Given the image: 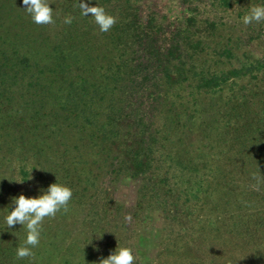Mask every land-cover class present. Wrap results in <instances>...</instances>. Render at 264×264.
<instances>
[{
    "label": "trees",
    "instance_id": "obj_1",
    "mask_svg": "<svg viewBox=\"0 0 264 264\" xmlns=\"http://www.w3.org/2000/svg\"><path fill=\"white\" fill-rule=\"evenodd\" d=\"M143 1L79 0L117 18L101 33L91 14L74 7L78 0H54L52 25L33 23L23 0H0V150L36 158L55 183L72 189L71 207L89 204L104 214L113 211L106 177L139 178L138 208L156 197L163 231L196 198L197 223L167 240L158 264H208L217 245L222 253L210 264H243L248 256L257 264L264 248V21L246 26L242 18L264 0H213L214 16L187 0L192 14L164 47L158 26L141 14ZM69 15L70 25L63 22ZM155 59L159 112L134 119V85L143 63ZM165 166L172 175L162 174ZM13 197L0 192V264H100L114 254L117 247L93 254L80 241L67 244L43 223L35 259H17L26 230L6 227Z\"/></svg>",
    "mask_w": 264,
    "mask_h": 264
},
{
    "label": "rangeland",
    "instance_id": "obj_2",
    "mask_svg": "<svg viewBox=\"0 0 264 264\" xmlns=\"http://www.w3.org/2000/svg\"><path fill=\"white\" fill-rule=\"evenodd\" d=\"M191 1L203 9V6H208L207 11L213 16L218 12L209 10V8L214 9L213 0ZM190 2L187 3V0L143 1L141 14L145 20L152 19L158 26L157 40L161 47L170 44L172 32L180 26L186 16L192 14L189 10L190 6H192ZM48 3L51 7L54 4V0H48ZM242 27L243 25L239 26V30ZM244 28L246 29L247 27L245 26ZM252 28L256 36L260 35L258 26H253ZM260 42L256 44V47H259L258 44ZM155 64L156 59L155 61L153 60L152 64L143 63V66H141L142 72L134 85V94L131 102L133 104L130 108L134 119L142 117L152 118L159 112L157 110H159L161 100L159 90L160 73ZM5 149L3 146L2 150H0L1 193L9 194V197L13 195L18 197L21 194L29 198L38 197L51 184L55 183L53 180L54 175L45 173L48 172L49 168H46L47 166L45 165H38L36 158L26 159L22 157L18 148H11L10 151L9 147ZM5 155L8 156L6 159ZM168 171L170 175L173 174L167 166L163 168L162 174L170 176L167 174ZM15 181L23 182L18 183ZM141 184V179L131 178L126 173L120 176L109 175L104 180V189L113 198L111 206L113 211L104 214L101 212V208L99 211L91 208L89 204L80 205L74 202L72 203L73 207L69 205L66 212L63 210L58 212L52 223L49 222L52 218H49V220L46 218L43 223L51 226V230L57 234L59 239H66L67 244H76V242L80 241L79 243L93 254H99L118 246L129 247L133 250L138 262L142 264H158L159 260L163 261L166 258V256H161V252L167 240L169 242L172 239H176L180 234L188 233L187 230L197 223L201 208L197 205L198 200L190 197L189 207L181 206L186 208L185 211L179 212L177 219H171L169 221L171 227L163 231L165 215L162 210L156 207L154 199L156 197L151 198L149 196L148 199L144 200L146 202H144V208L142 210L138 208ZM92 190L94 191L95 188H92ZM182 200L185 201V197ZM105 202L107 201H102V204ZM96 212H101V215H97ZM190 213L191 215L189 216ZM127 217H131V219H126ZM59 244L61 246L65 245L62 242ZM220 250L221 247L217 245L212 254H206L205 263L216 262L218 260L217 257L222 253H220ZM261 254L259 258L254 259L257 264H264V248H261ZM199 262L196 261L195 264H199ZM242 263L254 264L253 259L249 256Z\"/></svg>",
    "mask_w": 264,
    "mask_h": 264
},
{
    "label": "clouds",
    "instance_id": "obj_3",
    "mask_svg": "<svg viewBox=\"0 0 264 264\" xmlns=\"http://www.w3.org/2000/svg\"><path fill=\"white\" fill-rule=\"evenodd\" d=\"M23 5L33 23L37 25H52L55 23L53 9L49 6L48 0H23ZM74 7L79 8L81 16L88 17L91 14L101 33L110 31L117 23V18L108 14L105 8L101 6L90 7L87 3L78 0ZM73 19L74 17L69 15L64 18L63 22L70 25ZM262 21H264V5L251 6L249 13L242 18V23L246 26ZM15 182L22 183L23 181ZM72 196L71 188L56 182L51 184L38 197L29 198L21 194L12 198L15 207L4 218L6 227L12 228L19 224L26 230V239L16 249L17 259H35V253L32 249L40 244L44 220L55 218L61 210L66 212ZM126 219H131V217ZM136 260L137 257L133 254L131 248L118 246L114 254L102 258L100 264H136Z\"/></svg>",
    "mask_w": 264,
    "mask_h": 264
}]
</instances>
